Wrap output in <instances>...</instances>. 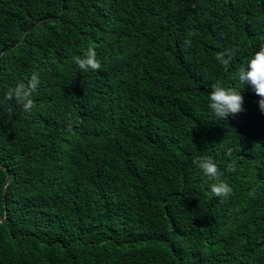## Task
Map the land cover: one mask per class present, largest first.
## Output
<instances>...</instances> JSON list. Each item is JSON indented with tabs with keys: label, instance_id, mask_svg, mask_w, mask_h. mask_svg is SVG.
Returning a JSON list of instances; mask_svg holds the SVG:
<instances>
[{
	"label": "trees",
	"instance_id": "16d2710c",
	"mask_svg": "<svg viewBox=\"0 0 264 264\" xmlns=\"http://www.w3.org/2000/svg\"><path fill=\"white\" fill-rule=\"evenodd\" d=\"M261 38L264 0H0V264H264V114L235 75ZM33 73L25 113L4 96ZM217 82L241 113H211Z\"/></svg>",
	"mask_w": 264,
	"mask_h": 264
},
{
	"label": "clouds",
	"instance_id": "9594fccd",
	"mask_svg": "<svg viewBox=\"0 0 264 264\" xmlns=\"http://www.w3.org/2000/svg\"><path fill=\"white\" fill-rule=\"evenodd\" d=\"M189 37L195 36L194 31L187 34ZM186 46H191V40L184 41ZM234 49H228L216 53L215 59L228 70L235 56ZM74 64L84 72L89 70L98 71L101 68V62L97 57L94 48L89 47L83 55L73 57ZM236 78L239 83L245 87L250 86L259 100L257 101L259 110L264 114V38L258 43L257 50L247 58L236 70ZM40 80L37 73H33L31 78L24 82H18L15 86L9 87L4 100L14 101L25 113H29L34 107L33 93L37 90ZM243 96L241 91L236 88L225 87L221 82L211 85V91L208 94V108L218 120H226L230 115L235 116L243 111ZM66 132L73 131L71 119L66 121ZM231 156V151L227 153ZM193 164L209 180V192L212 197L218 198L221 202L227 200L233 193L232 187L222 179L223 173L217 163L210 156H196L193 158ZM236 171L235 164H229L226 172Z\"/></svg>",
	"mask_w": 264,
	"mask_h": 264
},
{
	"label": "bare ground",
	"instance_id": "6f19581e",
	"mask_svg": "<svg viewBox=\"0 0 264 264\" xmlns=\"http://www.w3.org/2000/svg\"><path fill=\"white\" fill-rule=\"evenodd\" d=\"M227 31V30H226ZM225 31V32H226ZM51 34V33H50ZM51 36V35H50ZM231 37V36H230ZM233 39V38H232ZM47 42V41H46ZM235 44V43H234ZM142 62V61H141ZM219 64V63H218ZM139 81V80H138ZM251 93V91H250ZM252 94V93H251ZM248 97V96H247ZM252 100V99H251ZM124 110V109H123ZM90 111V110H89ZM93 113V112H92ZM110 123V122H109ZM110 128V127H109ZM113 128V127H112ZM111 137V136H110ZM10 159V158H9ZM113 163V162H112ZM114 166V165H113ZM21 168V167H20ZM133 175V174H132ZM132 177V176H131ZM133 178V177H132ZM135 187V186H134ZM135 190V189H134ZM134 193V192H133ZM141 207V206H140ZM80 210V209H79ZM98 211V210H97ZM189 215V214H188ZM193 231V230H192ZM177 250V249H176ZM42 256V255H41ZM191 256V255H190ZM187 257V256H186ZM174 262V261H173Z\"/></svg>",
	"mask_w": 264,
	"mask_h": 264
},
{
	"label": "water",
	"instance_id": "95a60500",
	"mask_svg": "<svg viewBox=\"0 0 264 264\" xmlns=\"http://www.w3.org/2000/svg\"><path fill=\"white\" fill-rule=\"evenodd\" d=\"M7 181H8V178L6 179V183H7Z\"/></svg>",
	"mask_w": 264,
	"mask_h": 264
}]
</instances>
